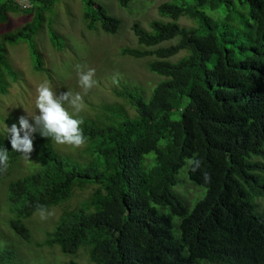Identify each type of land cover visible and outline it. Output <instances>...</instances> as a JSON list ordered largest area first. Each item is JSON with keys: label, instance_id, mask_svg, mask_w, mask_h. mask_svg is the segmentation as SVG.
I'll use <instances>...</instances> for the list:
<instances>
[{"label": "trees", "instance_id": "trees-1", "mask_svg": "<svg viewBox=\"0 0 264 264\" xmlns=\"http://www.w3.org/2000/svg\"><path fill=\"white\" fill-rule=\"evenodd\" d=\"M29 1L20 9L18 0H0V22L10 13L33 14L2 35L0 95L8 92L7 75L17 78L8 46L29 43L33 64L43 69L34 38L60 0ZM239 1H170L158 9L169 21L154 20L150 31L133 26L147 49L123 54L154 58L148 68L162 80L149 100L139 91L118 93L134 117L117 112L104 126L83 121L92 145L84 165L58 155L54 141L37 133L36 168L6 182L10 223L21 237L29 240L25 220L38 204L50 208L75 188L94 186L81 209L60 219L47 245L74 256L90 247L95 264H264V211L257 203L264 200V0ZM182 16L195 26L182 27ZM84 20L90 30L113 34L121 25L94 0L85 1ZM48 33L61 49L62 40ZM0 147L8 151L7 171L14 169L22 155L12 150L10 136L0 134ZM192 160L200 161L195 171ZM187 163L189 181L205 190L192 209L174 191ZM12 255L0 250V264H11Z\"/></svg>", "mask_w": 264, "mask_h": 264}, {"label": "rangeland", "instance_id": "rangeland-1", "mask_svg": "<svg viewBox=\"0 0 264 264\" xmlns=\"http://www.w3.org/2000/svg\"><path fill=\"white\" fill-rule=\"evenodd\" d=\"M18 1L20 9L31 6L29 0ZM85 1L60 0L53 10L46 14L47 20L34 38L35 45L37 42V52L41 55L42 70H38L33 64L29 43L21 42L7 47L9 65L17 78L11 79L7 75L8 92L0 95V134L4 137L10 136L5 130L6 125L10 128L15 123L19 127L20 116H32L37 113L36 90L38 85L45 80L57 93L80 92L83 95L85 108L77 113L69 107V112L78 119L93 121L98 126L112 123L113 116H116L114 113L117 112L130 117L135 116L134 109L118 95L119 92L139 91L145 99L149 100L154 88L162 80L160 75L148 68L150 61L154 58H135L123 54L122 51L124 49L146 50L147 48L139 43L133 26L139 23L143 29L150 31V25L154 20L169 21V18L159 14L158 9L160 5L175 0H134L127 7H121L118 0H94L96 5L103 6L110 15L121 21L115 34L103 31L100 26L92 30L86 27ZM234 1L241 6L239 0ZM32 18L33 14H26L23 11L10 13L7 22H0V40L2 35L18 31L19 27ZM178 23L182 27L195 26L193 20L184 16L179 19ZM50 29L62 40L61 49L52 44L50 33H48ZM174 42H167L163 46ZM77 64L87 65L96 70L97 84L86 94L78 83L75 68ZM178 117L179 115H173L175 119ZM36 136L37 134L35 138ZM53 145L55 152L63 158L82 165L90 161L91 143L81 148L61 146L55 142ZM30 159L25 160L21 156L15 168L9 169L10 173L6 171L8 175L0 179V250L7 249L13 252L11 264H68L71 260H75L77 264H95L90 259V247L83 246L74 256L64 254L58 245L46 244L49 234L55 230L64 214L81 209L83 203L92 196L94 186L75 188L69 199L49 208V210H54L56 215L47 221H42L36 212L25 220V225L30 230L29 240L21 237L13 229L10 222L14 215L10 212V205L6 200L8 189L6 182L18 179L34 170L37 164L34 152ZM188 168L189 163L178 173L177 181L180 180V184L174 187V191L177 189L183 198L181 200L189 209H192L205 196V190L189 181ZM257 203L260 204V210L264 211V200L257 199Z\"/></svg>", "mask_w": 264, "mask_h": 264}, {"label": "clouds", "instance_id": "clouds-1", "mask_svg": "<svg viewBox=\"0 0 264 264\" xmlns=\"http://www.w3.org/2000/svg\"><path fill=\"white\" fill-rule=\"evenodd\" d=\"M78 83L84 94L96 84V70L87 65H75ZM35 107L38 110L32 116H20L19 127L13 123L6 132L10 135V143L13 151L22 155L25 160H31V154L35 151V134L53 140L57 145H67L73 148H81L88 143V137L82 127L83 120L78 119L69 112V107L79 113L85 108L83 95L80 92L62 91L57 93L51 84L45 80L37 87ZM67 105V107H66ZM9 163L8 151L0 147V173L6 172ZM193 171L200 167L199 160H192ZM205 181H210L207 173ZM36 214L42 221L56 215L54 210H49L45 205L36 206Z\"/></svg>", "mask_w": 264, "mask_h": 264}]
</instances>
